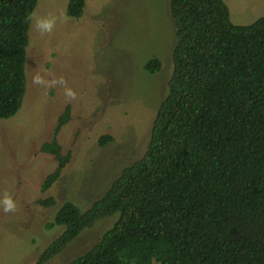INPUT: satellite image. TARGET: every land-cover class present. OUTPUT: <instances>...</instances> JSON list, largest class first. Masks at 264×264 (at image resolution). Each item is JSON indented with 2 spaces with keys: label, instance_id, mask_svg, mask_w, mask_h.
I'll return each mask as SVG.
<instances>
[{
  "label": "trees",
  "instance_id": "obj_1",
  "mask_svg": "<svg viewBox=\"0 0 264 264\" xmlns=\"http://www.w3.org/2000/svg\"><path fill=\"white\" fill-rule=\"evenodd\" d=\"M35 4L0 0V119L21 104ZM83 6L67 0L65 13L78 17ZM168 12L171 72L144 152L85 210L59 205L45 227L62 230L39 259L116 214L65 264H264V15L233 24L223 0H168ZM159 68L154 56L142 65L149 74ZM60 118L58 126L67 110Z\"/></svg>",
  "mask_w": 264,
  "mask_h": 264
},
{
  "label": "rangeland",
  "instance_id": "obj_2",
  "mask_svg": "<svg viewBox=\"0 0 264 264\" xmlns=\"http://www.w3.org/2000/svg\"><path fill=\"white\" fill-rule=\"evenodd\" d=\"M223 2L233 24H250L264 15V0ZM66 3L36 0L30 14L21 104L12 116L0 119V201L12 190L13 169L32 170L39 163L36 157L27 167L28 153L37 152L32 147L44 141L65 106L70 119L55 138L67 162L50 191L55 207L41 213L33 227L20 229L7 213L0 217V264H33L62 230L60 225L43 227L58 205L69 201L85 210L123 167L142 155L171 72L174 29L168 0H84L76 18L65 15ZM42 19L55 22L51 33L37 30ZM153 56L160 68L149 74L142 65ZM37 77L40 83L34 82ZM104 134L111 140L99 145L97 138ZM54 166L44 164L42 174ZM115 216L81 229L55 264L89 249Z\"/></svg>",
  "mask_w": 264,
  "mask_h": 264
},
{
  "label": "flooded vegetation",
  "instance_id": "obj_3",
  "mask_svg": "<svg viewBox=\"0 0 264 264\" xmlns=\"http://www.w3.org/2000/svg\"><path fill=\"white\" fill-rule=\"evenodd\" d=\"M42 68L45 69V65H43ZM47 79L49 80L48 77ZM64 110H67V106L61 109L54 117L53 121L51 122L52 127L48 130L49 133L47 136H45L44 141H42L36 147L37 149H35V147H32V150H37V152L31 154L30 151L28 153V158L26 161L27 167L29 166V163L32 162L36 157L40 158L39 163H37L34 167H32L31 168L32 170H27L24 168L22 170L20 168H15L12 170V179H13L12 190L9 195H7L6 193L4 194L3 197L4 198L6 196L10 197L14 201L16 205V210L14 212H8L7 217L13 219L16 226H18L20 229H27L33 227V223L38 222V217L41 216V213L44 215L47 208L55 207L56 202L54 200V197L51 195L50 191L52 189L53 183L55 182L56 178L59 176L63 165H65V163L67 162L66 160L67 158H65L67 156L60 154L59 145L56 142V138H55L57 131L61 127H63L64 124L70 119L67 110L66 122L60 123L59 126L57 125L61 119L60 117ZM0 132H1V136H4L2 129ZM1 139L2 141H4L5 144V139L4 138ZM46 143L55 144L57 146V154L53 151V149L50 146L47 145L43 146V144ZM63 157L65 159L62 160ZM53 162L55 164L53 170L42 174V172H44L43 165L51 164ZM56 170L58 172L57 177L52 181L48 180V176L51 173L55 172ZM49 198L52 199V203L46 204L45 201ZM4 214L5 212L3 211V207H2L0 209V217H3ZM47 223L48 222L44 223L43 227H45V224ZM64 247H62L58 252H55L44 259H39L41 253L38 254L34 259L33 264H53V263L55 264L57 261L56 258L60 255L59 252Z\"/></svg>",
  "mask_w": 264,
  "mask_h": 264
},
{
  "label": "clouds",
  "instance_id": "obj_4",
  "mask_svg": "<svg viewBox=\"0 0 264 264\" xmlns=\"http://www.w3.org/2000/svg\"><path fill=\"white\" fill-rule=\"evenodd\" d=\"M54 21L48 19L38 20L36 23V28L41 33H51L54 28ZM35 83H40V79L37 77L34 80ZM66 95L70 98H74V92L71 89H66ZM0 205L3 207L5 213L14 212L16 210V205L10 197H5L0 201Z\"/></svg>",
  "mask_w": 264,
  "mask_h": 264
}]
</instances>
